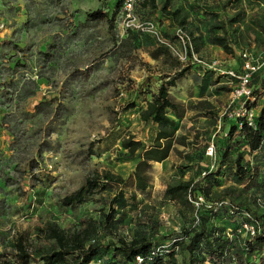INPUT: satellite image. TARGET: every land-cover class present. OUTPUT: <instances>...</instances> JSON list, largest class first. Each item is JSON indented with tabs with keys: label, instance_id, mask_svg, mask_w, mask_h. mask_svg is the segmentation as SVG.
<instances>
[{
	"label": "rangeland",
	"instance_id": "1",
	"mask_svg": "<svg viewBox=\"0 0 264 264\" xmlns=\"http://www.w3.org/2000/svg\"><path fill=\"white\" fill-rule=\"evenodd\" d=\"M115 2L0 0V264L12 263L9 254L16 238L28 244L31 255L36 257L37 248L48 246L38 239L37 229L46 223L68 229L79 218L97 219L98 210L103 207L101 200L119 191L126 201L121 223L112 229L114 236H106L101 243L115 242L119 237L127 239L129 231L146 223L155 229V243L163 244L178 234L191 216V209L163 200L166 185L195 180L199 171L210 166L211 171L222 172L215 194L232 189L234 202L251 207L252 191L233 180L232 163H221V140L234 121L228 114L223 117L228 110V93L208 98L220 120L216 123L217 135L214 129L208 130L203 153V120L186 119L180 134L188 140L194 132L200 134L192 151L178 148L188 154L190 161L171 153L162 165L152 163L148 188L143 194L133 188L129 162L138 145L124 150L120 142L129 138L149 145L154 130L138 121L137 108L148 93L155 92L159 79L174 62L188 69V77L192 72L202 73L193 59L214 62L220 69L234 68L239 65L242 52L260 57V47L264 45L254 39L260 37L245 32L244 22L233 25L236 43L233 56L229 57L204 42L211 18L204 16L202 9L205 3L212 6L209 0H169L168 10L178 9L180 15L186 16V25L180 29L163 19L159 10L136 4L133 15L139 21L156 25L164 40V34L176 32L182 37L191 32V37L197 39V52L186 53L184 59L177 58L178 52L173 49L170 57L152 60L144 51L153 41L144 34L123 33L120 9L114 13ZM156 2L159 6L162 0ZM190 4L199 8V19L188 11ZM96 11L105 13L106 18L91 20L89 15ZM236 11H243L245 16L260 12L250 0H234L225 9L227 15ZM130 35L137 36L136 43L130 42ZM174 48L181 50L180 46ZM251 87L254 102L250 106L258 112L264 106L262 71L252 78ZM129 104L135 107L124 111ZM210 146L209 156L206 153ZM251 155L247 157L252 163L262 160L264 181V151ZM187 165L182 177H178L176 168ZM92 172L119 177L123 185L109 184V192L94 195L73 210L61 209L59 200L76 190ZM130 194H134L133 203L128 200ZM174 259L182 264L184 256L177 251ZM106 261L107 256L91 264Z\"/></svg>",
	"mask_w": 264,
	"mask_h": 264
},
{
	"label": "trees",
	"instance_id": "2",
	"mask_svg": "<svg viewBox=\"0 0 264 264\" xmlns=\"http://www.w3.org/2000/svg\"><path fill=\"white\" fill-rule=\"evenodd\" d=\"M168 1L162 0L159 6L156 0H140L136 4H139L143 9L159 10L161 17L169 21L173 27L178 29L184 27L186 16L180 15L178 9L168 10ZM209 1L212 6L205 3V9H202L203 15L211 18V23L207 26L205 43L219 48L229 57L233 56V46L236 41L232 26L244 22V31L260 37V39L256 37L254 39L264 45V9H259V7H264V0H250L252 6L258 8L260 12L252 11L248 16H245L243 11H236L231 15L225 13V9L234 0ZM122 2L123 0L115 2L114 13L120 9ZM198 9L192 4L188 6V11L196 16ZM89 18L91 20L103 19L106 18V14L96 11L89 15ZM127 33L140 34L130 31L125 34L127 35ZM164 37L171 44L177 41L176 34H164ZM182 39L188 55L192 51L197 52L199 47L195 43L197 39L191 37V32H188V37H182ZM135 41H137V36L130 35V42L136 43ZM260 48L263 49L264 46ZM145 49L147 50L144 52L152 60L170 57L169 50L165 46L157 45L154 41L150 47ZM196 65L202 70V73H198L202 75L198 88L200 98L207 97V94L210 98L221 93H229L230 88L223 85L224 77ZM187 71L188 69L181 66L179 62H174L173 67L166 69L164 76L159 79L155 92L148 93V98L141 100L142 105L137 108V119L154 130L149 145L143 146L129 138L120 142V147L124 150L138 145L136 152L130 156L129 162L132 164L133 188L140 194H143L148 188L149 169L152 163H162L171 153L190 161L188 154L180 152L178 148L192 151L200 137L199 132H194L191 140H188L184 135L176 134L177 124L169 116V113H172L175 119H179L184 114L182 105L173 101L168 92L179 79L184 77ZM260 73H256L252 78ZM208 88H212L210 92ZM251 104L248 103L245 106L249 108ZM234 105L231 106V109ZM133 107L135 105L129 104L124 108V111ZM185 110L194 113L191 118L203 120L205 131L202 132L204 136L202 154L207 147L208 130L214 129V135L218 134L216 130V123L220 120L218 111L205 99L188 102ZM228 110L230 112V108ZM228 110L223 114V117H227ZM239 149H241L240 152H238ZM235 150V156L231 159L230 156ZM263 151L264 106L256 113L253 128L245 126L241 119L235 118L221 140V163H232L233 180L239 187L252 191L251 207L234 202L235 193L232 189H223L215 194L220 186L222 172L220 169L214 172L207 169L199 171L195 180H178L173 184H167L163 190L161 196L164 201L191 209L190 218L178 234L163 244L155 243L153 240L155 229L153 226H147L146 223H139L136 228L129 231L127 239L119 237L115 242L109 240L106 244L101 243V239H105L106 236H114L112 229L118 228L121 223V211L125 208L126 201L123 193L119 191L111 197L101 200L103 207L98 210L97 219L79 218L76 224L68 229H60L52 223H46L42 228L37 229L38 239L47 243L48 246L37 248L34 254L36 257L31 255L28 244L20 237L16 238L9 254L12 257L11 264H91L106 256L105 264H136V257L142 259L141 264H177L174 259L177 251L184 256L182 264H204L205 262L229 264L231 258L233 264H264V236L258 235L250 239L239 238L235 234L237 217L234 216L237 212L242 211L256 219H260L264 215V208L261 212L258 209V205H264L262 160H255L252 163L247 157L256 152L262 154ZM185 167L189 166L176 168L178 177H182V169ZM112 183L123 185V181L119 177L107 172H92L84 178L76 190L64 195L59 200V207L73 210L90 200L94 195L109 192V184ZM199 196L203 199L202 204L197 202L196 198ZM128 200L133 203L135 201L134 194H130ZM193 202H197L198 205L194 206ZM206 202L210 204L209 208H206ZM219 202H226L234 215L229 214V209L226 207L216 206V203ZM104 208L107 209L106 213ZM226 234H229L230 237Z\"/></svg>",
	"mask_w": 264,
	"mask_h": 264
},
{
	"label": "built area",
	"instance_id": "3",
	"mask_svg": "<svg viewBox=\"0 0 264 264\" xmlns=\"http://www.w3.org/2000/svg\"><path fill=\"white\" fill-rule=\"evenodd\" d=\"M140 0H123L120 7V14L122 16L121 27L123 33L128 31L130 32H138L140 34H144L149 36L157 45L165 46L170 52H174L173 49H176L178 53L175 52L177 58L181 59L185 58L186 50L183 45L182 35L179 32H176L177 41L180 43L181 50L178 48H174V45L169 43L167 40H164L160 32L158 31L156 25L149 21H139L133 15V8L135 4ZM260 57L255 58L251 56L247 52H242L240 54V63L237 67L234 68H217L214 62L205 63L198 59H193L194 62L201 67L212 70L218 76H222L225 78V82L223 83L226 86H229L230 91L228 93L229 102L227 105V109L231 108L235 104V108L230 109L228 113L229 117L241 119L245 126L250 128L254 127V118L256 116V111L253 107L247 108L245 105L248 103L254 102V96L252 95V89L250 87V81L253 75L258 72L264 74V48L260 51ZM227 115V116H228ZM212 147L207 148V155H211ZM212 166L208 171H211ZM198 203H203V199L199 196L196 198ZM194 202L193 205L197 206L198 203ZM206 208L210 207L209 203H205ZM216 206H224L229 209L228 213L233 214L231 211V207L227 205L226 202L216 203ZM264 208L263 204L258 205V209L261 212ZM261 214V213H259ZM258 214V215H259ZM236 216V229L235 234L239 236L241 239H250L252 237L261 235L264 236V215L260 219H256L252 217L247 212H237ZM229 230V229H227ZM230 237L229 234H226ZM136 264H141L142 259L139 257L135 258ZM204 264H210L205 262ZM229 264H233V259L231 258Z\"/></svg>",
	"mask_w": 264,
	"mask_h": 264
},
{
	"label": "crops",
	"instance_id": "4",
	"mask_svg": "<svg viewBox=\"0 0 264 264\" xmlns=\"http://www.w3.org/2000/svg\"><path fill=\"white\" fill-rule=\"evenodd\" d=\"M172 44L174 46L175 45L180 46V43H178V41H174V43H172ZM210 49H217L218 52L221 51L219 48L214 47V46H210ZM201 76L202 75L198 74V72H195V73L192 72L189 77L185 74L183 78L179 79L175 83V86L173 88L169 89L168 93H169L171 99L173 101L181 104L183 109H184V114L179 119H175L173 117L172 113H169V116L171 118H173L177 124L178 129L176 131V134H178V135H182V134H180V130H184L185 125H186V122H185L186 119L189 120L193 115L192 112L185 110L186 104L188 102H190L192 99H195L196 101L205 99L208 101V97L203 96L200 98V96L198 94V88H199V82H200ZM211 89L212 88H208V91L210 92ZM214 97L215 96H211V98H214ZM136 115H137V113H136ZM166 160H164L163 162H165ZM163 162L162 163H154V164L162 165Z\"/></svg>",
	"mask_w": 264,
	"mask_h": 264
}]
</instances>
